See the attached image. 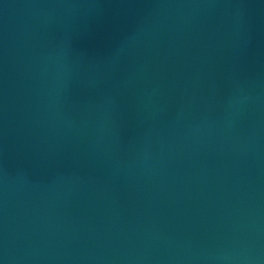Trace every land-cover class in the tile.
I'll return each instance as SVG.
<instances>
[{
    "label": "water",
    "instance_id": "obj_1",
    "mask_svg": "<svg viewBox=\"0 0 264 264\" xmlns=\"http://www.w3.org/2000/svg\"><path fill=\"white\" fill-rule=\"evenodd\" d=\"M0 264H264V0H0Z\"/></svg>",
    "mask_w": 264,
    "mask_h": 264
}]
</instances>
